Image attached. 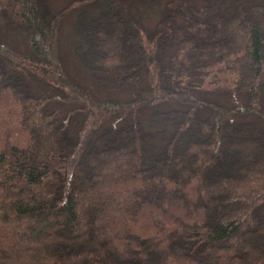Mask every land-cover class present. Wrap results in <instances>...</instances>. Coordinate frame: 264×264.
Here are the masks:
<instances>
[{
    "label": "trees",
    "instance_id": "1",
    "mask_svg": "<svg viewBox=\"0 0 264 264\" xmlns=\"http://www.w3.org/2000/svg\"><path fill=\"white\" fill-rule=\"evenodd\" d=\"M0 264H264V0H0Z\"/></svg>",
    "mask_w": 264,
    "mask_h": 264
},
{
    "label": "rangeland",
    "instance_id": "2",
    "mask_svg": "<svg viewBox=\"0 0 264 264\" xmlns=\"http://www.w3.org/2000/svg\"><path fill=\"white\" fill-rule=\"evenodd\" d=\"M87 186H92V185H88V184H87L86 187H87Z\"/></svg>",
    "mask_w": 264,
    "mask_h": 264
}]
</instances>
